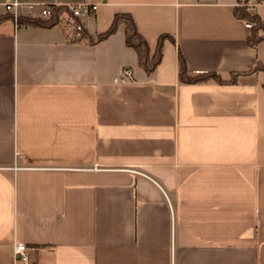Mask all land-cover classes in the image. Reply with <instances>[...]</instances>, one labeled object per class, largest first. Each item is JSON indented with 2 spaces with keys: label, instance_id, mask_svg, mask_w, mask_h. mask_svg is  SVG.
<instances>
[{
  "label": "crops",
  "instance_id": "obj_1",
  "mask_svg": "<svg viewBox=\"0 0 264 264\" xmlns=\"http://www.w3.org/2000/svg\"><path fill=\"white\" fill-rule=\"evenodd\" d=\"M236 4L106 0L81 18L95 35L128 13L151 53L168 35L151 73L123 24L90 43L66 20H0V264H26L18 242L29 264H264V39L246 42ZM179 52L239 74L182 82Z\"/></svg>",
  "mask_w": 264,
  "mask_h": 264
},
{
  "label": "trees",
  "instance_id": "obj_2",
  "mask_svg": "<svg viewBox=\"0 0 264 264\" xmlns=\"http://www.w3.org/2000/svg\"><path fill=\"white\" fill-rule=\"evenodd\" d=\"M233 14L240 19H244L250 23V32L246 37V42L250 46H256L259 41L264 39V17L258 13L248 9L245 0H237V4L233 8ZM5 17H11L6 13L0 15V20ZM69 21L75 24L80 21L79 18L74 17L72 13L64 5H54L51 7L49 15H21L18 17L17 23L23 25H35L49 27L52 25L60 24L62 21ZM120 24L124 25L125 43L131 46L137 54V61L147 73H151L162 57V42L168 35H160L154 51L151 53L148 41L142 36L134 23V20L128 13H116L110 25L103 31L91 35L83 27L76 36L70 38L71 42H77L82 39L94 43L101 40L108 35L114 33ZM257 69H264V64L256 61L253 71ZM239 72H231L228 77H222L216 71H201L192 73L189 71L184 56L178 53V76L180 81L187 83H195L212 79L218 83L233 82Z\"/></svg>",
  "mask_w": 264,
  "mask_h": 264
},
{
  "label": "built area",
  "instance_id": "obj_3",
  "mask_svg": "<svg viewBox=\"0 0 264 264\" xmlns=\"http://www.w3.org/2000/svg\"><path fill=\"white\" fill-rule=\"evenodd\" d=\"M106 0H97V1H80L77 3L73 2H65L63 5L67 7V9L72 13L74 17L80 19L79 22L75 24H71L70 35L76 36L79 31L82 29L83 25L81 23V18L85 15H89L94 12V10L98 7V5ZM54 5L53 3H39V9L41 15H49L51 12V7ZM35 6V3L26 2L22 3L19 0H0V15L7 13L11 15V18L14 22L17 23L18 17L21 15H30L32 16V8ZM250 9V6H248ZM132 76L131 70L129 67H123L121 77L122 79H130ZM17 154V152H16ZM29 247L24 243L18 242L13 245V254L16 258H20L26 264H29V256H28Z\"/></svg>",
  "mask_w": 264,
  "mask_h": 264
}]
</instances>
